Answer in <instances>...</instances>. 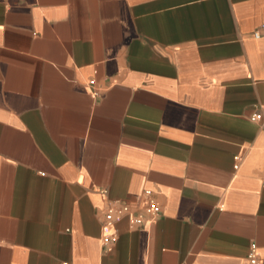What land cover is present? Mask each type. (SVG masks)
Segmentation results:
<instances>
[{
  "label": "crops",
  "instance_id": "0c3cea01",
  "mask_svg": "<svg viewBox=\"0 0 264 264\" xmlns=\"http://www.w3.org/2000/svg\"><path fill=\"white\" fill-rule=\"evenodd\" d=\"M144 189L158 217L103 246L108 200ZM252 244L264 264V0H0V264H250Z\"/></svg>",
  "mask_w": 264,
  "mask_h": 264
},
{
  "label": "built area",
  "instance_id": "2783aa9c",
  "mask_svg": "<svg viewBox=\"0 0 264 264\" xmlns=\"http://www.w3.org/2000/svg\"><path fill=\"white\" fill-rule=\"evenodd\" d=\"M253 36L259 37V32L255 31ZM93 81H90V84ZM96 94V91H93ZM251 120L260 121L261 114L254 113L251 116ZM237 161L239 156L236 157ZM160 207L157 201L152 196V190L144 189L142 192V199L135 208L128 204L125 200H108L106 205L102 209V221H101V243L103 246L113 245L118 239V232L115 228V223L121 218H127L128 226L131 229L140 228L146 224L152 223L159 215ZM250 264H261L260 259L255 254V246L252 244L250 252L248 254Z\"/></svg>",
  "mask_w": 264,
  "mask_h": 264
}]
</instances>
